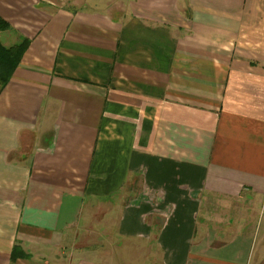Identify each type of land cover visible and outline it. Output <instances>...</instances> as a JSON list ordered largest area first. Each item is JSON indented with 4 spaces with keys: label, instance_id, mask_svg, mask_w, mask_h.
Returning <instances> with one entry per match:
<instances>
[{
    "label": "crops",
    "instance_id": "crops-1",
    "mask_svg": "<svg viewBox=\"0 0 264 264\" xmlns=\"http://www.w3.org/2000/svg\"><path fill=\"white\" fill-rule=\"evenodd\" d=\"M0 16V264H264V0Z\"/></svg>",
    "mask_w": 264,
    "mask_h": 264
},
{
    "label": "trees",
    "instance_id": "trees-1",
    "mask_svg": "<svg viewBox=\"0 0 264 264\" xmlns=\"http://www.w3.org/2000/svg\"><path fill=\"white\" fill-rule=\"evenodd\" d=\"M12 29L11 24L0 16V90H3L12 79L29 45L28 40H23L21 43L11 47L4 46L1 40V34L3 32L12 31Z\"/></svg>",
    "mask_w": 264,
    "mask_h": 264
}]
</instances>
